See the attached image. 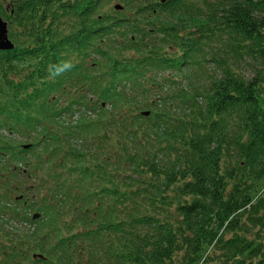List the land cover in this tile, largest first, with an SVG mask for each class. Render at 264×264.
<instances>
[{"label": "trees", "instance_id": "1", "mask_svg": "<svg viewBox=\"0 0 264 264\" xmlns=\"http://www.w3.org/2000/svg\"><path fill=\"white\" fill-rule=\"evenodd\" d=\"M119 1H14L0 264H264V0Z\"/></svg>", "mask_w": 264, "mask_h": 264}, {"label": "rangeland", "instance_id": "2", "mask_svg": "<svg viewBox=\"0 0 264 264\" xmlns=\"http://www.w3.org/2000/svg\"><path fill=\"white\" fill-rule=\"evenodd\" d=\"M118 4H120V5H122V3L119 1V0H113V2L111 3V5L108 7V8H106V11H109V10H111V9H114L115 8V6L116 5H118ZM232 67L236 70V72L237 73H240L241 75H243L244 77H246V78H248V79H250V78H252L254 75H255V72H256V70H257V67H255V64H253L252 62H243V61H233L232 63ZM217 63H213V62H209L208 64H207V66L209 67V69H214L213 70V72L214 73H218V74H220L221 73V71L217 68ZM206 74H211V73H206ZM164 77V75H162V78ZM166 77H168V75H166ZM169 77L171 78V79H179L178 78V76H171V75H169ZM200 77H202V76H197V78H195V79H199ZM204 77L205 78H208L209 76L208 75H204ZM183 79H185V78H183ZM185 83V82H184ZM94 116V115H93ZM92 116V117H93ZM76 118L77 117H75L74 119H72L71 118V121H75L76 120ZM67 119H69V116L67 117ZM19 141H21V142H19V144L22 146L23 144H26V142H25V139L24 140H19ZM25 147L27 146V148L26 149H29L30 148V144L29 145H24ZM20 179L18 178L17 180L16 179H14L13 180V185H18L20 188H24L25 186H24V184L22 183V182H20ZM35 184V181L34 180H30L28 183H26L25 185H27L28 187H31V186H33ZM26 188V187H25ZM1 191V193L3 194V193H5V190H0ZM19 194H21L20 192H18V191H11V192H9V194H8V201L11 203V204H13L12 203V201H14V199H15V197L16 196H19ZM4 195V194H3ZM5 202L4 200H2L1 201V205H8L9 204V202ZM19 227H22V228H26L28 231H30V230H33L32 228H28V225L26 226V224L24 225V226H22V225H18Z\"/></svg>", "mask_w": 264, "mask_h": 264}, {"label": "flooded vegetation", "instance_id": "3", "mask_svg": "<svg viewBox=\"0 0 264 264\" xmlns=\"http://www.w3.org/2000/svg\"><path fill=\"white\" fill-rule=\"evenodd\" d=\"M15 0H0V19L7 24V29H8V36L9 39L13 42V40L11 39V33L12 31L17 29L21 30V33L25 30V28H29V26L25 25V24H21L19 27L16 24H13L14 18L16 16V4H14ZM18 4L20 9L23 10L24 12V8H26L27 4V0H18ZM21 11V10H20ZM24 14V13H23ZM0 53H4L0 52Z\"/></svg>", "mask_w": 264, "mask_h": 264}, {"label": "water", "instance_id": "4", "mask_svg": "<svg viewBox=\"0 0 264 264\" xmlns=\"http://www.w3.org/2000/svg\"><path fill=\"white\" fill-rule=\"evenodd\" d=\"M115 9L117 11H121L123 10V6L121 5H116L115 6ZM15 48V45L13 44L12 41L9 40V37H8V30H7V24L4 23L1 19H0V51H10V50H13ZM151 112H144L142 113L143 116L145 117H148L150 116ZM27 148V146L25 147ZM19 199H22L19 198ZM40 218V215L39 214H36L33 219L36 220V219H39ZM41 259V260H44L45 258L41 255H35L34 256V259Z\"/></svg>", "mask_w": 264, "mask_h": 264}]
</instances>
